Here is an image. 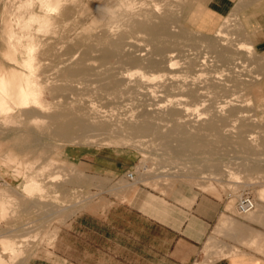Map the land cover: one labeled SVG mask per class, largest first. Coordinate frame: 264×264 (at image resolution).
I'll return each instance as SVG.
<instances>
[{
	"label": "rangeland",
	"instance_id": "374dc122",
	"mask_svg": "<svg viewBox=\"0 0 264 264\" xmlns=\"http://www.w3.org/2000/svg\"><path fill=\"white\" fill-rule=\"evenodd\" d=\"M27 1L0 0V102L12 106L0 109V264H133V250L118 259L104 250L98 217L115 204L133 205L136 190L164 198L211 194L244 217L264 210V54L248 27L257 19L264 23V0H235L209 32L197 28L206 16L203 0H132V10L126 0H63L57 8ZM28 14L49 21L22 27ZM164 16L170 35L162 36L165 50L156 52L134 21L155 24ZM220 28L228 35L218 34ZM118 38L120 50L102 60L103 49ZM244 41L246 47L236 49L237 66L219 58L220 49ZM29 55L41 104L19 107L13 77L29 71ZM133 56L139 60L130 62ZM81 65L84 73L66 75ZM142 72L152 76L150 83ZM57 111L101 112L119 128L63 138L46 115ZM211 118L218 131L205 128ZM129 122L156 129L131 131ZM175 125L211 146L180 147L177 137L165 144L160 134ZM126 171L134 172L133 180ZM245 193L256 208L239 214L236 202ZM210 247L208 241L203 248L207 258L223 254L221 244Z\"/></svg>",
	"mask_w": 264,
	"mask_h": 264
},
{
	"label": "crops",
	"instance_id": "0c3cea01",
	"mask_svg": "<svg viewBox=\"0 0 264 264\" xmlns=\"http://www.w3.org/2000/svg\"><path fill=\"white\" fill-rule=\"evenodd\" d=\"M202 2L206 16L197 28L209 32L218 27L235 0ZM248 27L255 47L264 54V23L257 19ZM98 220V235L108 243L104 250L115 259L133 250V264H264V210L244 217L211 194L164 198L136 190L133 205L115 204ZM208 241L211 247L221 244L223 254L207 258L203 248ZM24 264L59 263L28 259Z\"/></svg>",
	"mask_w": 264,
	"mask_h": 264
},
{
	"label": "bare ground",
	"instance_id": "6f19581e",
	"mask_svg": "<svg viewBox=\"0 0 264 264\" xmlns=\"http://www.w3.org/2000/svg\"><path fill=\"white\" fill-rule=\"evenodd\" d=\"M29 1V0H28ZM27 1V2H28ZM61 1L63 0H41V2L44 4V5H47V6H54V7H58L60 4H61ZM68 1V0H67ZM122 0H120L121 2ZM130 1V3H129ZM131 1L132 0H126V3L124 5L125 7L129 6L131 4ZM30 2V1H29ZM135 2V1H133ZM132 2V3H133ZM25 3H26V0H25ZM137 3V2H136ZM135 3V4H136ZM238 3V2H237ZM23 4V2H22ZM122 4V3H121ZM134 4V3H133ZM132 4V5H133ZM134 4V5H135ZM22 7V5H19ZM19 6H17L16 8H18ZM24 7V6H23ZM52 7V8H54ZM131 6H129V9L132 10V8H130ZM133 7V6H132ZM236 7L237 5H235L230 13V15L234 16L235 15V10H236ZM15 8V9H16ZM93 8V7H92ZM134 8V7H133ZM144 9V8H143ZM103 12V11H102ZM23 14V13H22ZM28 19L26 21H23L21 23V26L23 25L24 27L27 25V27L29 26V22L33 19H39L42 23L43 26H45L48 21H49V16L47 15H43V16H38V15H34V14H28ZM135 15V13H134ZM19 16H22V15H19L18 14V17ZM130 16V15H129ZM140 16V15H139ZM142 16V15H141ZM143 17V16H142ZM146 17V16H145ZM226 17V16H225ZM20 18V17H19ZM135 18V17H134ZM140 18V17H139ZM107 19V18H106ZM25 20V19H24ZM168 20H169V17L168 16H164L161 21H159L158 23H155V24H150L148 23V21L146 19H136L134 21V25H136L138 28H140L141 30L149 33L150 35V39L153 41L154 43V50L156 52H162L165 50V45L164 44V38L166 37H162V36H165V35H170L169 33V29H168ZM17 23V22H16ZM117 24V23H115ZM114 24V25H115ZM22 26V27H23ZM118 26V25H117ZM122 26V25H121ZM42 27V26H41ZM116 27V26H115ZM114 27V29H115ZM12 28V27H11ZM38 28V27H37ZM110 28V27H109ZM112 29V28H110ZM128 29V28H127ZM104 30V29H103ZM11 31V29H10ZM111 31V30H110ZM114 31V30H113ZM142 32V31H141ZM96 33V32H95ZM218 34L220 35H228V31L226 29H218ZM135 34V33H134ZM24 35V34H23ZM93 35V34H92ZM179 35V34H178ZM10 36V34H9ZM20 36V34H19ZM31 36V35H30ZM38 37V36H37ZM170 38V37H169ZM18 39V38H17ZM131 40V39H129ZM181 41V40H180ZM190 41V40H189ZM136 42V41H135ZM26 43V42H25ZM121 43H122V39L121 38H118L114 41H112L111 43H109V45H107L104 49H103V52L101 54V58L102 60H108L110 58V56H112V54H114V52H118L120 50V46H121ZM240 43V44H239ZM244 43L245 44V41L244 42H235L231 47H230V51H227V49L225 48H222L219 50V52H217L219 58H224L225 61H228V64L230 67H235L237 66V64L240 62L239 61V57L236 56V49L238 48H242V44ZM250 43V42H249ZM31 44V43H30ZM170 45V44H169ZM242 45V46H241ZM246 45V44H245ZM244 45V46H245ZM247 45H249L247 43ZM211 46L213 48H215V44L211 43ZM243 46V48H244ZM252 46V44H250V47ZM246 47V46H245ZM248 47V46H247ZM249 47V48H250ZM30 48V47H29ZM249 48H246V49H249ZM31 49V48H30ZM29 49V50H30ZM225 50V51H224ZM27 52V51H26ZM216 53V51H215ZM73 54V53H72ZM99 54V53H98ZM156 55V54H155ZM160 55V54H159ZM73 56V55H72ZM71 56V57H72ZM70 57V58H71ZM69 58V59H70ZM201 58V61L203 60L202 57ZM205 58V57H204ZM68 59V60H69ZM130 62H137L139 60V56H133V57H129L128 59ZM205 60V59H204ZM219 60V59H218ZM65 62L67 61L64 60ZM96 61V60H95ZM169 61V60H168ZM151 65H155L156 64V60H149L148 61ZM204 62V61H203ZM175 63V61H170V66L168 65V67H171L173 64ZM223 63V62H222ZM25 64L27 67H29V71L27 73H24L22 76H14L13 77V80L15 82V90H16V97H15V102L16 104L19 106V107H26V106H29V105H32V104H41V100H40V93H41V86H40V83L36 80V77H34L33 75V72L31 71V68H32V58H31V55H29V57L27 59H25ZM149 64V65H150ZM63 65V64H62ZM86 67L84 66H79L77 69H70V70H67L66 72V75H75L76 73L77 74H81V73H84L86 71ZM128 72H130L129 70H127ZM126 71V72H127ZM127 72V73H128ZM133 72V71H132ZM140 72V71H139ZM138 72V74H139ZM130 74V73H128ZM127 74V75H128ZM146 74V73H145ZM144 72H142V76H145V79L149 81L150 83V80L152 79V76L151 75H145ZM126 77L130 78V75H128ZM133 77V76H132ZM147 77V78H146ZM125 78V77H124ZM143 78V77H142ZM92 79V78H91ZM99 79V78H98ZM118 79V78H117ZM123 78H121L120 80H122ZM127 79V78H126ZM141 79V78H140ZM150 79V80H149ZM85 80V79H84ZM100 80V79H99ZM102 80V79H101ZM133 80V78H132ZM125 81H128V80H125ZM152 81V80H151ZM106 82V81H105ZM104 82V83H105ZM144 82V81H143ZM147 82V81H146ZM163 82V81H162ZM66 83V82H65ZM64 83V84H65ZM117 83V82H116ZM102 84V83H100ZM114 84V83H113ZM120 84V83H119ZM124 84V83H122ZM140 84V83H139ZM77 86V85H76ZM126 86V85H125ZM154 86V85H153ZM143 87V86H142ZM149 87V86H148ZM158 87V86H157ZM165 87V86H164ZM108 88V86H107ZM152 87H150L151 89ZM155 88V86H154ZM153 88V89H154ZM160 89V88H159ZM149 91V90H148ZM146 92V91H145ZM158 92V91H157ZM155 92V93H157ZM149 94L151 93H154L153 90L149 91L148 92ZM71 94V93H70ZM68 94V95H70ZM58 95V94H57ZM89 95V94H88ZM72 96V94L70 95ZM85 96V95H84ZM121 96V95H120ZM60 98L59 96L57 97V99ZM127 98V96L125 97ZM152 99V98H150ZM114 100V99H113ZM112 100V101H113ZM156 100V99H155ZM159 100V98H157V101ZM115 101V100H114ZM119 101V100H117ZM129 101V100H128ZM128 101H125V102H128ZM90 102V100H89ZM162 103L161 104H164L163 101H161ZM120 103V102H118ZM94 104V103H93ZM157 104H160L157 102ZM92 105V104H91ZM127 105V103L125 104ZM95 106V105H94ZM221 106V105H220ZM223 106V105H222ZM99 107V106H98ZM12 108V106L10 104H6V102H0V109L3 110V111H9L10 109ZM95 108V107H94ZM159 108V107H158ZM222 108V107H221ZM100 109V108H99ZM177 110V109H176ZM110 111V110H109ZM146 111V110H145ZM172 111V110H171ZM103 112V111H102ZM105 112V111H104ZM107 112V111H106ZM132 112V111H131ZM144 112V111H142ZM174 112V110H173ZM111 113V112H110ZM129 113V112H127ZM130 114V113H129ZM132 114V113H131ZM130 114V115H131ZM140 114V113H139ZM173 113L171 112V115ZM37 117V114H35ZM49 116V118L51 119V121H53V123L55 124V129H54V132L56 135L58 136H61L63 138H70L71 137H74L73 134L74 133H80L81 135L82 134H91V133H95V132H98V131H109V130H116L119 128V125H117L115 122H110L106 117L105 114H101L100 113H96L94 112V114L92 115H88V116H84V115H80V114H73V113H70V111H64V112H56V113H49V114H46ZM45 115V116H46ZM134 114H132V117H133ZM41 115H39L40 117ZM44 116V114H43ZM112 116V115H111ZM42 117V116H41ZM44 118V117H43ZM216 118V117H215ZM218 118V117H217ZM119 122V121H118ZM117 122V123H118ZM123 124V123H122ZM155 124V123H154ZM153 124V126H154ZM125 126L127 128H129L131 131H138V132H146V131H152L156 128H153L151 124L149 123H142V124H131L130 122L129 123H125ZM204 126L206 129H214L216 131H218V126L216 125L214 119H208V120H205L204 121ZM53 131V130H52ZM121 131V130H120ZM165 131V130H164ZM47 132V131H46ZM222 133V132H221ZM79 135V134H78ZM76 134V136H78ZM119 135V134H118ZM75 136V137H76ZM84 136V135H83ZM160 136L164 139L163 142L165 144H167V142H169L170 138L172 137H177L178 138V141H179V146L180 147H197V148H200V147H210L211 146V142L209 140H204L202 138H200L199 136V133L196 132L195 134H189L184 127H182L181 125H175L171 130H169L166 135L164 134H160ZM241 138V136H240ZM244 138V137H243ZM72 140V139H71ZM222 141V140H221ZM67 142V141H66ZM243 144V142H242ZM173 145V144H172ZM49 147V146H48ZM176 149V148H175ZM209 149V148H208ZM176 151V150H175ZM199 151V150H198ZM52 168V167H51ZM0 259H1V256H0Z\"/></svg>",
	"mask_w": 264,
	"mask_h": 264
},
{
	"label": "built area",
	"instance_id": "2783aa9c",
	"mask_svg": "<svg viewBox=\"0 0 264 264\" xmlns=\"http://www.w3.org/2000/svg\"><path fill=\"white\" fill-rule=\"evenodd\" d=\"M125 176L129 180L134 179L133 171H126ZM256 208V200L250 193L242 194L236 202V211L239 214H246Z\"/></svg>",
	"mask_w": 264,
	"mask_h": 264
}]
</instances>
